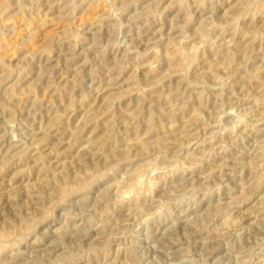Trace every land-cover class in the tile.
<instances>
[{
    "label": "rangeland",
    "instance_id": "rangeland-1",
    "mask_svg": "<svg viewBox=\"0 0 264 264\" xmlns=\"http://www.w3.org/2000/svg\"><path fill=\"white\" fill-rule=\"evenodd\" d=\"M0 264H264V0H0Z\"/></svg>",
    "mask_w": 264,
    "mask_h": 264
}]
</instances>
